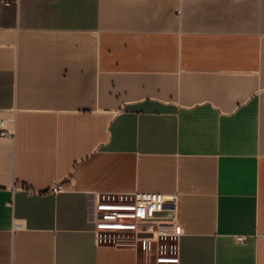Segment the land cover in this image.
Here are the masks:
<instances>
[{"label":"crops","instance_id":"1","mask_svg":"<svg viewBox=\"0 0 264 264\" xmlns=\"http://www.w3.org/2000/svg\"><path fill=\"white\" fill-rule=\"evenodd\" d=\"M1 132L0 264H153L95 229L135 192L176 264H264V0H0Z\"/></svg>","mask_w":264,"mask_h":264},{"label":"built area","instance_id":"2","mask_svg":"<svg viewBox=\"0 0 264 264\" xmlns=\"http://www.w3.org/2000/svg\"><path fill=\"white\" fill-rule=\"evenodd\" d=\"M1 132L0 136H10ZM61 186L54 188L60 191ZM179 194L133 193L130 199H106L95 206L94 224L98 231H127L134 234L144 250L155 249L153 264H176L171 241L180 235L177 227Z\"/></svg>","mask_w":264,"mask_h":264}]
</instances>
